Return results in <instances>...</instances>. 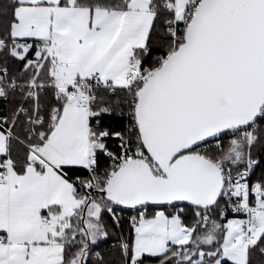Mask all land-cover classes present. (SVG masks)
I'll use <instances>...</instances> for the list:
<instances>
[{"label":"snow or ice","instance_id":"6c2138e0","mask_svg":"<svg viewBox=\"0 0 264 264\" xmlns=\"http://www.w3.org/2000/svg\"><path fill=\"white\" fill-rule=\"evenodd\" d=\"M0 264H264V0H0Z\"/></svg>","mask_w":264,"mask_h":264}]
</instances>
